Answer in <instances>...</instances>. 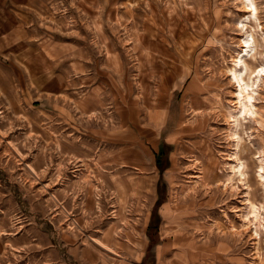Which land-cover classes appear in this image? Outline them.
Segmentation results:
<instances>
[{"label": "rangeland", "instance_id": "1", "mask_svg": "<svg viewBox=\"0 0 264 264\" xmlns=\"http://www.w3.org/2000/svg\"><path fill=\"white\" fill-rule=\"evenodd\" d=\"M255 3L0 1V264H264V81L230 131Z\"/></svg>", "mask_w": 264, "mask_h": 264}, {"label": "bare ground", "instance_id": "2", "mask_svg": "<svg viewBox=\"0 0 264 264\" xmlns=\"http://www.w3.org/2000/svg\"><path fill=\"white\" fill-rule=\"evenodd\" d=\"M243 6L244 11L248 14L246 19L248 24L260 22V17L258 13V8L256 6L255 0H240ZM261 23H259L260 25ZM262 35L264 36L263 28L259 27ZM245 29V24L243 25ZM247 30V29H246ZM248 31V30H247ZM249 33V32H248ZM247 33H245L246 35ZM264 40V38H263ZM257 40L254 35H247L246 39L243 41L242 45V55L238 60H236V66L231 70L232 83L235 85L234 98L236 99L237 105V114L232 117V126H231V136L235 139L236 150L239 151V148L243 146V139L239 134V130L242 127L241 121H246L247 119L256 121V118L259 115L258 108L256 104V94L257 90L260 88L261 82L264 81V65H259V67L251 66L250 62L256 63L257 59ZM242 42V41H241ZM257 64V63H256ZM255 64V65H256ZM232 69V68H231ZM229 72V71H228ZM243 129V127H242ZM242 149V148H241ZM237 157V153L235 154ZM238 159V158H237ZM259 161V170H258V180L261 182L264 187V159L260 156L257 157ZM238 163L232 168V176L229 177V181H233L236 177H240V181L245 180V174L243 172L244 165L239 162V159L236 160ZM198 179H203V176L197 177ZM251 208V219L253 220L255 226L259 223L260 219V208L252 203H249ZM248 219V218H246ZM251 222V221H250ZM261 222V221H260ZM257 234V233H256Z\"/></svg>", "mask_w": 264, "mask_h": 264}, {"label": "trees", "instance_id": "3", "mask_svg": "<svg viewBox=\"0 0 264 264\" xmlns=\"http://www.w3.org/2000/svg\"><path fill=\"white\" fill-rule=\"evenodd\" d=\"M163 153V152H162ZM156 163H157V166L162 170V167H161V163H160V160H157L156 161ZM158 202H160V201H158ZM159 206V203H158V205H156V207H158ZM157 212V211H156ZM152 221V220H151ZM156 227L157 226H155V230H156ZM152 226L150 225L149 226V228H148V235H149V237H150V245H156V244H158V241L157 240H155V237L153 236V234H152ZM151 247V246H150ZM149 247V248H150Z\"/></svg>", "mask_w": 264, "mask_h": 264}, {"label": "crops", "instance_id": "4", "mask_svg": "<svg viewBox=\"0 0 264 264\" xmlns=\"http://www.w3.org/2000/svg\"><path fill=\"white\" fill-rule=\"evenodd\" d=\"M0 1H2V0H0Z\"/></svg>", "mask_w": 264, "mask_h": 264}]
</instances>
